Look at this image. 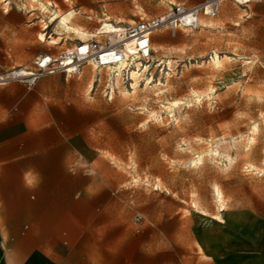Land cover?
<instances>
[{
    "label": "rangeland",
    "instance_id": "rangeland-1",
    "mask_svg": "<svg viewBox=\"0 0 264 264\" xmlns=\"http://www.w3.org/2000/svg\"><path fill=\"white\" fill-rule=\"evenodd\" d=\"M62 1L0 0V74L91 39L106 17L149 19L170 4L205 0H74L60 15L74 10L72 27L88 34L55 23L47 37L57 32L65 41H41ZM251 1L247 8L225 1L218 17L202 19L208 27L195 32L161 29L136 89L130 77L114 87V73L105 69L96 84L92 66L31 89L55 91L53 103L85 108L94 185L132 188L124 208L145 235L140 264H214L213 251L225 244H264V0ZM0 90L12 92L13 109L36 100L19 83ZM137 213L144 216L140 223Z\"/></svg>",
    "mask_w": 264,
    "mask_h": 264
},
{
    "label": "crops",
    "instance_id": "crops-1",
    "mask_svg": "<svg viewBox=\"0 0 264 264\" xmlns=\"http://www.w3.org/2000/svg\"><path fill=\"white\" fill-rule=\"evenodd\" d=\"M27 93L32 105L13 109L0 90V264H140L145 235L124 208L132 188L94 185L85 108ZM244 241L215 249L214 264H264V244Z\"/></svg>",
    "mask_w": 264,
    "mask_h": 264
},
{
    "label": "built area",
    "instance_id": "built-area-1",
    "mask_svg": "<svg viewBox=\"0 0 264 264\" xmlns=\"http://www.w3.org/2000/svg\"><path fill=\"white\" fill-rule=\"evenodd\" d=\"M225 1H234L246 8L252 3L251 0H205L193 6L170 4L164 14L149 19L141 17L133 23L123 24L118 32L110 36L98 30L95 37L78 40L74 46L59 53H44L36 58L31 67L20 66L0 74V85L19 83L31 90L49 76L60 73L69 77L79 76L87 65L97 71L94 82L98 85L101 83L100 71L104 69L114 73L121 67L123 79H126L129 69L136 67L137 62L146 63L153 59L154 37L158 30L169 28L174 33L182 29L198 31L203 27V18L218 17ZM143 219L141 213L134 217L136 223Z\"/></svg>",
    "mask_w": 264,
    "mask_h": 264
},
{
    "label": "bare ground",
    "instance_id": "bare-ground-1",
    "mask_svg": "<svg viewBox=\"0 0 264 264\" xmlns=\"http://www.w3.org/2000/svg\"><path fill=\"white\" fill-rule=\"evenodd\" d=\"M2 2H4V1H2ZM73 3H75L74 0H63L60 5H54L56 7V9L58 10V12L57 13H54L52 16H50L49 23L44 24V26H43L44 33L40 34V40L41 41H44V42L50 41V43L51 44H54V45H59L61 42L65 41L64 38H63L64 35L61 34V33H57V32L51 34L50 37H47L49 35V33H46V31L49 30L50 27L53 24H55V23H57L58 26L60 28L64 29L66 32H68V31H74L77 34H81L83 36H86L88 34V32H86V30H84V29H82L80 27H77V28L72 27V24H73V22H74V20L76 18V12L74 10L70 11L69 14L67 13L65 15H60L61 12H62V10H61L62 7H66L67 6L66 4H73ZM49 6H53V4H50L49 3ZM111 19L106 17L105 20L101 21V26L97 29V30L100 31L99 33H104V34H107V35L110 36V35L118 32L119 28H122L123 27V25H121V24H126V23L134 22L132 20L131 21H125L126 19L125 20H121V18H120L119 21L116 20V22H115V21H112L113 19L112 20ZM204 19L205 18H203V20ZM203 20H202L201 25H203L204 27H208V24L210 22L208 23V22H205ZM182 30H184V29H182ZM158 32H161V30H158L156 32V34ZM94 37H95V35H94ZM86 40H89V39H86ZM70 41L72 43L73 41H76V40H68L67 39L66 40V44L69 45ZM83 41H85V40H83ZM160 49H162V48H160ZM87 66H90V65H87ZM141 67L142 68H145L146 66H145L144 63L137 62L136 63V67L129 69V77H130V79L132 81L131 89H136L139 86L138 85L139 84V78L142 77L141 72H143V70H141ZM146 69H147V67H146ZM123 72L124 71H122V68L121 67L118 68V70H116V72H114V76H113L114 77V81H113L114 82V87L119 86L121 84L122 78H123ZM113 93H114V91L112 92V94ZM128 94L129 93L125 90V95L128 96ZM218 195H219V200H220V203H221V207L223 208L222 210L224 211L225 208H224L223 194L221 192H218Z\"/></svg>",
    "mask_w": 264,
    "mask_h": 264
}]
</instances>
